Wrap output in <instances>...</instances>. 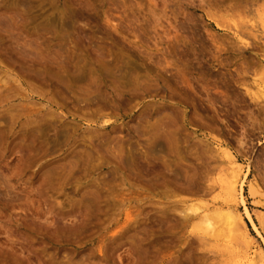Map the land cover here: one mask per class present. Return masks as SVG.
<instances>
[{
    "label": "rangeland",
    "instance_id": "374dc122",
    "mask_svg": "<svg viewBox=\"0 0 264 264\" xmlns=\"http://www.w3.org/2000/svg\"><path fill=\"white\" fill-rule=\"evenodd\" d=\"M262 20L264 0H0V264H260Z\"/></svg>",
    "mask_w": 264,
    "mask_h": 264
},
{
    "label": "bare ground",
    "instance_id": "6f19581e",
    "mask_svg": "<svg viewBox=\"0 0 264 264\" xmlns=\"http://www.w3.org/2000/svg\"><path fill=\"white\" fill-rule=\"evenodd\" d=\"M262 26L264 27V20H262ZM228 177V176H227ZM226 177V178H227ZM237 179H238V176L235 174V175H233L232 177H230L229 179L227 178L225 181H226V183H227V180H228V187L225 185V187H227L226 189H227V193H229V195L231 196H229L230 197V202H232L233 203V205H227L225 208L228 210V211H233L232 209L234 208V206H235V204H237V200H239L240 201V199H241V192H240V184H239V182L237 181ZM224 181V182H225ZM253 191V190H252ZM254 192V191H253ZM255 194V193H254ZM254 196V195H253ZM241 203L243 204V202L241 201ZM244 205V204H243ZM204 211H208V210H211L209 207H205L204 209H203ZM230 211V212H231ZM214 212H220V211H216V210H214ZM226 211H224V213H225ZM221 213V212H220ZM223 213V214H224ZM244 215H245V217H246V219H248V221L252 224V226H254V231H255V233L257 234V235H259L260 236V233H259V231H258V229L255 227V225H254V223H253V220H252V216L250 215V213L247 211V209L244 207ZM235 217H236V219L238 220V221H240L241 222V220H240V217L238 216V215H235ZM229 218V217H228ZM227 221L228 220H226V219H224L222 216H220V219H218V224L220 225V226H222V227H226V226H230V223H228L227 224ZM244 225H246V224H241V226H242V228L244 229ZM253 228V227H252ZM207 230V229H206ZM212 230V229H211ZM228 230H230V229H228ZM227 230V231H228ZM212 232V231H211ZM228 232H230V231H228ZM248 233V232H247ZM230 234H231V232H230ZM259 260H260V264H264V254L263 253H261V255H260V258H259Z\"/></svg>",
    "mask_w": 264,
    "mask_h": 264
}]
</instances>
